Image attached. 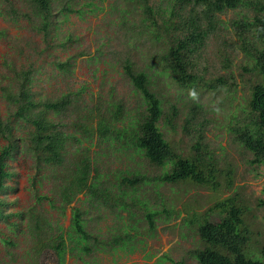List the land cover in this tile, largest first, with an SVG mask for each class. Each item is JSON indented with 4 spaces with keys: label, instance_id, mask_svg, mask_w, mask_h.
Segmentation results:
<instances>
[{
    "label": "rangeland",
    "instance_id": "374dc122",
    "mask_svg": "<svg viewBox=\"0 0 264 264\" xmlns=\"http://www.w3.org/2000/svg\"><path fill=\"white\" fill-rule=\"evenodd\" d=\"M89 1L53 2V24L45 35L37 30L40 23L32 17L30 0H0L1 115L14 120L16 109L1 91L13 78V67L30 70L32 90L41 107L73 95L67 111L60 115L50 112L49 118L62 125L66 135L75 137L66 140L61 163L38 164L25 142L26 130L16 126L20 150L9 160L12 177L1 196L7 213L24 212L26 216L24 220L12 219L18 220L19 227H10L0 219V264H199L191 254L205 248L199 229L207 221H222L226 212L219 207L227 200L243 211L249 231L246 257L262 261L264 164H252L253 154L234 140L232 131L239 121L248 119L247 101L256 79L249 70L252 63L239 48V29L235 27L252 16L251 9L239 7L216 14L207 44L195 56L193 75L198 77V87L189 89L163 73L155 56L166 49L167 37L162 32L160 43L152 41L147 29L152 24L144 19L137 0H98L96 6H85ZM170 1V7L178 12L177 0H149L163 10L169 8ZM66 3L74 9L68 17L58 13ZM81 9L82 15L77 13ZM190 9L188 6L182 13L185 19L176 14L173 21L188 27ZM202 10L205 8L198 6L193 15L201 17ZM180 30L171 38L181 35ZM128 62L149 75L151 89L163 105L159 126L173 149L190 158L196 155L194 146L204 135L203 150L208 151L203 157L208 154L216 161L218 189L162 182L160 177L170 172L171 166L152 165L125 145V130L132 129L137 111L142 112L141 97L125 73ZM59 63L69 64V70L58 67ZM221 79L226 82L222 89L211 88L218 87ZM173 110L176 115L169 120ZM96 115L115 125L123 140L109 144L99 137ZM82 125L93 140H85ZM7 143L0 139V148ZM84 152L93 160L96 177L92 181L100 193L81 195L67 205L62 200L65 179ZM135 174L142 175L144 181L132 192L121 183L123 177ZM228 176L231 189L226 188ZM125 192L128 194L119 199ZM75 209L82 214L89 239L67 241L62 252L45 247L50 241L61 243L59 236L70 231ZM153 212L155 228L151 230L148 216ZM127 236L132 239L121 241Z\"/></svg>",
    "mask_w": 264,
    "mask_h": 264
},
{
    "label": "trees",
    "instance_id": "16d2710c",
    "mask_svg": "<svg viewBox=\"0 0 264 264\" xmlns=\"http://www.w3.org/2000/svg\"><path fill=\"white\" fill-rule=\"evenodd\" d=\"M57 0H30L32 4V17L40 23L37 27L39 32L48 35L49 29L53 24L54 11L52 4ZM68 1V0H58ZM73 1V0H72ZM98 0H90L85 6H96ZM101 1V0H100ZM139 8L143 9V15L146 22H151L152 27H148V33L153 42L160 43L163 40L162 32L166 35L168 42L163 53L155 56L158 64L163 66V73L170 75L179 85L189 89L198 87V77L193 75L196 65V54L199 48H204L207 44L208 34L212 32L215 25L217 13H224L228 9L247 7L251 9L252 16L247 20L235 23L236 29H239V48L244 51L248 62L252 63L249 70L255 73L256 79L252 83L250 96L247 101L249 109L248 119L239 121L232 129L234 140L247 150H249L254 159L252 164H264V0H177L179 7L177 12L169 2V8L163 10L161 6L151 5L149 0H137ZM191 6V21L185 23H175L173 18L176 14L180 19H185L182 13ZM198 6H203L200 14L194 16V11ZM59 14L68 17L74 12L72 6L68 3L59 8ZM16 13V10H13ZM78 14L84 12L79 10ZM198 14V13H197ZM28 17V16H27ZM142 19V20H144ZM141 20V21H142ZM207 24L204 25V21ZM183 30H180L182 29ZM181 31V35L171 34L174 31ZM177 36V37H176ZM58 67L63 70H69V64L59 63ZM13 78L1 87L2 95L7 100L10 107L16 109L14 120L5 119L0 113V139L7 140L8 143L0 148V219H5L8 226L19 227L18 220L12 221L14 217L24 220L26 213L16 212L7 213L4 208L6 200L2 198L8 190L7 182L12 177L9 169V160L20 150L19 138L16 136V126L26 130L27 138L25 142L29 145L28 149L34 153L38 164L42 162L48 165L59 164L65 156L66 140L75 139L73 135H66L62 125L52 122L49 113L60 115L67 111L73 102V95H64L56 102L45 103L42 107L35 100V93L32 90L34 82L33 72L30 70H21L13 67ZM125 73L135 88V92L141 97L142 112L133 119L131 130H125L128 133L126 143L134 148L137 153L142 154L148 161L158 167L170 165V172H166L160 177V180L169 184L180 182H189L198 186H211L218 189L220 183L217 181L216 161L213 156L203 154L204 135H201L197 144L194 146L196 155L185 157L172 148L169 141L162 133L159 123L164 118L163 105L160 97L151 89V80L149 75L138 69L133 62H128L125 66ZM226 82L221 79L218 87H211L215 90L223 88ZM212 86V85H211ZM210 86H207L209 88ZM41 107V108H40ZM176 115L175 110L169 116L171 120ZM98 116V115H96ZM90 120V117H87ZM117 119V117H116ZM98 126L95 131L100 137H104L109 144L114 140H123V133L118 131L115 125L110 126L108 120L98 116ZM118 121V120H117ZM85 133V140H93L92 134L88 128L82 125ZM77 141L81 140L76 138ZM24 142V140H22ZM88 152H84L82 157L70 169L69 176L65 179V185L62 189V200L70 205L81 195L88 193L99 194L96 184L92 181L96 177V171L93 168V160ZM222 173V172H220ZM226 188L233 187L232 180L227 177ZM144 177L135 174L132 177H123L122 185L128 186L132 192L136 191V186L143 183ZM98 192V193H97ZM264 193V188H263ZM102 198L106 200L107 194L103 191ZM128 192H125L119 199L124 198ZM230 201H224L220 204V209H224L226 216L219 223L205 222L199 229V235L205 248L194 251L191 254L198 260L199 264H264V248L260 255L262 261H255L246 257L248 252L249 231L242 219L243 211L239 207L229 205ZM264 206V201L262 202ZM156 213L148 216L151 230L155 228L154 217ZM84 219L79 210L72 212L70 231L66 235L61 233L59 239L61 243L49 242L44 246H52L59 252L63 251L67 241H83L89 239V234L85 230ZM36 228L41 229L37 223ZM132 238L127 236L121 241H129ZM88 250V248H87Z\"/></svg>",
    "mask_w": 264,
    "mask_h": 264
}]
</instances>
